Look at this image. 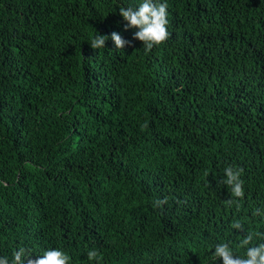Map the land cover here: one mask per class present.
I'll use <instances>...</instances> for the list:
<instances>
[{
  "label": "trees",
  "instance_id": "obj_1",
  "mask_svg": "<svg viewBox=\"0 0 264 264\" xmlns=\"http://www.w3.org/2000/svg\"><path fill=\"white\" fill-rule=\"evenodd\" d=\"M142 2L0 0V257L223 264L217 244L264 242V0H159L150 52L119 11Z\"/></svg>",
  "mask_w": 264,
  "mask_h": 264
},
{
  "label": "clouds",
  "instance_id": "obj_2",
  "mask_svg": "<svg viewBox=\"0 0 264 264\" xmlns=\"http://www.w3.org/2000/svg\"><path fill=\"white\" fill-rule=\"evenodd\" d=\"M120 14L128 23L125 28H138L139 31L134 33V38L143 42V47L147 52H150L154 46L165 43L169 37L168 30V5L166 2L161 3L159 0H143L138 7H120ZM107 35H97L91 41L93 49H101L106 46ZM111 39L115 42L117 49H124L125 44L130 43L122 38L117 32L111 33ZM243 169L234 170L231 166L225 169L226 179L224 184L229 186L231 195L240 199L244 198L245 192L243 188V180L241 173ZM167 203V198L158 199L154 202V207H160ZM231 205L233 200L229 199L225 202ZM255 214L264 215L260 209L255 210ZM234 229H242L240 223L232 225ZM253 240V234L249 233L242 241L241 246L246 247L245 256L234 254L233 250L227 243H220L215 246L214 257L222 258L223 264H264V242L257 245L250 246ZM33 253L21 247L19 250L14 251L12 259L8 257H0V264H70L71 257L61 249H49L39 258H31ZM88 259L98 260L101 259L98 252L95 250L88 252Z\"/></svg>",
  "mask_w": 264,
  "mask_h": 264
}]
</instances>
